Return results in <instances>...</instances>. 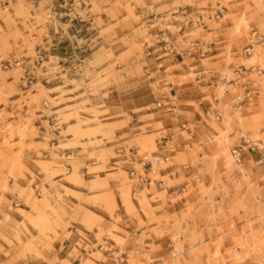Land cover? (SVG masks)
Returning <instances> with one entry per match:
<instances>
[{
	"label": "rangeland",
	"instance_id": "rangeland-1",
	"mask_svg": "<svg viewBox=\"0 0 264 264\" xmlns=\"http://www.w3.org/2000/svg\"><path fill=\"white\" fill-rule=\"evenodd\" d=\"M58 1L0 0V264H264V0Z\"/></svg>",
	"mask_w": 264,
	"mask_h": 264
},
{
	"label": "built area",
	"instance_id": "built-area-1",
	"mask_svg": "<svg viewBox=\"0 0 264 264\" xmlns=\"http://www.w3.org/2000/svg\"><path fill=\"white\" fill-rule=\"evenodd\" d=\"M82 5V0H59L58 3H57V8L56 7L54 8V14H57L59 13L61 16L62 15H70V14H74V17L73 18H77L75 17L76 16V12H75V8L76 7H79ZM247 51V49H245ZM40 53V50H37V54ZM207 53V49L206 48H203L202 45H199V44H195L193 46H191L190 48H188L185 52V55L196 60V59H199L200 57H204V55ZM40 56V55H39ZM4 65L5 67H12L14 65V62L11 61V59H8L6 61H4ZM29 77H24L22 80H23V83L27 84L28 82L31 83V79L29 80ZM246 92L244 93L243 96H237L235 101L233 102L235 105H242V104H245L247 102V99L246 97L250 94V91L249 90H245ZM245 142V140H244ZM249 148L251 150H254L256 148V146L253 144V145H250ZM230 155L232 157V159L234 160L235 163H241L242 161V155H243V144H239L237 146H234L231 148L230 150ZM154 160H157V157H153ZM150 166H151V163L149 161H147ZM134 171L131 172V174H133ZM139 179L146 183L147 180H149L150 182V179H148L147 177H145V175H139L138 176Z\"/></svg>",
	"mask_w": 264,
	"mask_h": 264
},
{
	"label": "crops",
	"instance_id": "crops-1",
	"mask_svg": "<svg viewBox=\"0 0 264 264\" xmlns=\"http://www.w3.org/2000/svg\"><path fill=\"white\" fill-rule=\"evenodd\" d=\"M18 21H19V23H22V20H21V19H19ZM18 28H19L20 31H23V29H24V27H23L22 24H19V25H18ZM51 38H53V35H52V34L49 35V36H45L44 39H43V42H45V44H48ZM226 41H228V40H227L225 37H222V38L219 40V42H221V43H224V42H226ZM17 43H18L19 46H21V44H22V39H21V38H18V39H17ZM241 70L243 71V69H241ZM245 72H246L247 74H248V73H251V72H249V71H245ZM233 84H234V83H233ZM244 85H245L244 87H246V89H248L249 91L253 90V91H255V92H259V89H257L256 87H255V88H254V87H251L250 84H245V83H244Z\"/></svg>",
	"mask_w": 264,
	"mask_h": 264
}]
</instances>
